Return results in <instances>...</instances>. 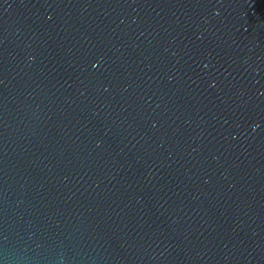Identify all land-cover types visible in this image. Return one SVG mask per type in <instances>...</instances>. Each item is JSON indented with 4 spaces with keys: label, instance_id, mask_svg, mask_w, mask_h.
I'll list each match as a JSON object with an SVG mask.
<instances>
[{
    "label": "water",
    "instance_id": "95a60500",
    "mask_svg": "<svg viewBox=\"0 0 264 264\" xmlns=\"http://www.w3.org/2000/svg\"><path fill=\"white\" fill-rule=\"evenodd\" d=\"M0 264H264V0H0Z\"/></svg>",
    "mask_w": 264,
    "mask_h": 264
}]
</instances>
